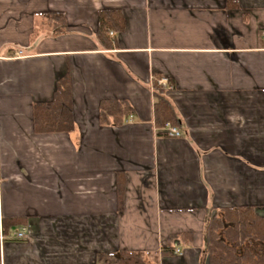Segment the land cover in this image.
Wrapping results in <instances>:
<instances>
[{"label":"crops","instance_id":"crops-1","mask_svg":"<svg viewBox=\"0 0 264 264\" xmlns=\"http://www.w3.org/2000/svg\"><path fill=\"white\" fill-rule=\"evenodd\" d=\"M101 8L124 19L111 48L95 38ZM55 11L60 34L40 16ZM65 74L74 128L38 132L33 105ZM156 85L178 137L155 123ZM102 99L133 112L102 124ZM244 205L264 216V0H0V264L120 249L205 264L208 212ZM172 235L181 254L162 249Z\"/></svg>","mask_w":264,"mask_h":264},{"label":"trees","instance_id":"trees-1","mask_svg":"<svg viewBox=\"0 0 264 264\" xmlns=\"http://www.w3.org/2000/svg\"><path fill=\"white\" fill-rule=\"evenodd\" d=\"M43 24L51 33L60 34L66 27V18L60 11L40 14ZM124 27L122 12L117 8L98 11L95 38L104 48H111L114 37L108 31L120 32ZM133 108L125 99H102L99 102V120L105 125H120L132 114ZM34 129L38 132L71 131L74 119L71 110V87L68 74L56 81L50 101L33 105ZM154 120L158 127L166 122L179 127L181 121L164 90L156 85ZM17 224V220H9ZM183 235V234H182ZM182 235H172L162 249L173 252V240ZM205 264H264V216L252 206L224 207L208 212L203 236ZM142 252L117 250L98 253L97 264H149Z\"/></svg>","mask_w":264,"mask_h":264},{"label":"built area","instance_id":"built-area-1","mask_svg":"<svg viewBox=\"0 0 264 264\" xmlns=\"http://www.w3.org/2000/svg\"><path fill=\"white\" fill-rule=\"evenodd\" d=\"M110 35L112 34V32L109 33ZM21 52L19 51V54ZM165 77H161L158 79V82L164 81ZM164 132V134L168 137H178L181 135V131L179 129V127L174 126L172 124H170L169 122H166L165 125L161 128ZM26 233L24 232V230L21 227H18L16 229H14L13 231V238L15 239H24L26 238ZM173 252L175 254H181V249L178 246H174L173 248Z\"/></svg>","mask_w":264,"mask_h":264},{"label":"rangeland","instance_id":"rangeland-1","mask_svg":"<svg viewBox=\"0 0 264 264\" xmlns=\"http://www.w3.org/2000/svg\"><path fill=\"white\" fill-rule=\"evenodd\" d=\"M144 259H145L146 263H150V261L148 260V257H146V255L144 256Z\"/></svg>","mask_w":264,"mask_h":264}]
</instances>
